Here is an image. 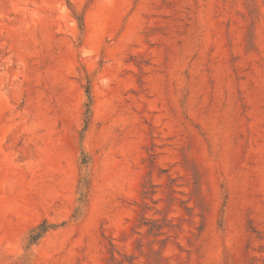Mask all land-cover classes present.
<instances>
[{
	"label": "rangeland",
	"instance_id": "rangeland-1",
	"mask_svg": "<svg viewBox=\"0 0 264 264\" xmlns=\"http://www.w3.org/2000/svg\"><path fill=\"white\" fill-rule=\"evenodd\" d=\"M0 264H264V0H0Z\"/></svg>",
	"mask_w": 264,
	"mask_h": 264
}]
</instances>
